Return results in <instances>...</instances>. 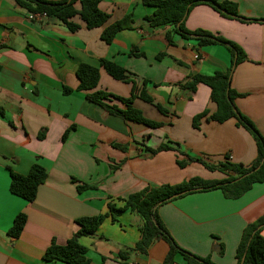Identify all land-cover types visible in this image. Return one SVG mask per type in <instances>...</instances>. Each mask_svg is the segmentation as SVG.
Listing matches in <instances>:
<instances>
[{
    "label": "crops",
    "instance_id": "0c3cea01",
    "mask_svg": "<svg viewBox=\"0 0 264 264\" xmlns=\"http://www.w3.org/2000/svg\"><path fill=\"white\" fill-rule=\"evenodd\" d=\"M219 1L237 4L247 19H264V0ZM100 9L110 16L105 26L89 30L76 17L73 22L81 29L72 33L56 19L35 21L14 0H0V264H66L46 261V251L53 242L65 246L80 228L78 219L108 214L109 197L126 198L149 187L178 185L192 178H225L199 163L181 169L177 152L151 155L146 147L157 149L171 140L192 157L219 162L228 155L231 162L245 166L257 157L253 136L235 120L220 124L204 118L195 129L194 117L204 111L214 114L217 105L208 86L199 85L192 100L179 86L191 75L228 72L232 55L224 46L199 49L195 41L179 35H174L175 45L170 46L166 35L172 27L150 28L145 17L155 10L143 0H103ZM128 15L133 29L120 32L110 45L104 43L103 31ZM186 28L219 35L244 50L248 60L235 69L231 86L243 95L236 106L264 136V24L228 19L200 5L188 15ZM133 49L142 56L132 55ZM161 53L166 56L159 60ZM103 59L125 68L139 85L149 81V95L169 114L140 99L134 106L146 118L164 123L163 127L127 123L76 90L77 69L88 64L100 69L97 90L131 96L132 85L109 76L101 67ZM64 87L74 92L65 95ZM36 163L46 169L48 179L36 200L28 202L11 193L10 168L28 175ZM81 184L98 188L79 192ZM21 213L28 220L21 236L13 238L9 231ZM159 214L183 249L210 257L214 264H237L245 227L264 215V183L237 200L226 199L220 190L194 192L162 205ZM142 225L131 211L115 222L108 218L95 235L81 239L90 264H163L170 249L162 240L147 254L131 251L125 260L120 258L141 240ZM219 244L225 247L224 255L219 254ZM176 264H185L181 256Z\"/></svg>",
    "mask_w": 264,
    "mask_h": 264
},
{
    "label": "trees",
    "instance_id": "16d2710c",
    "mask_svg": "<svg viewBox=\"0 0 264 264\" xmlns=\"http://www.w3.org/2000/svg\"><path fill=\"white\" fill-rule=\"evenodd\" d=\"M17 5L26 10L29 14H46L49 19H56L66 26L72 33H76L81 29L79 24L73 22V19L79 17L89 30L101 28L110 20V16L100 9L103 0H14ZM147 6L154 8L152 15L146 16L145 20L150 28L157 29L162 26L172 27L166 35L168 44L174 46V35H179L185 40H192L197 43V47L203 48L211 45H222L232 55V66L228 72H217L213 76L191 75L185 82L179 86L188 93V100H192L199 85H206L211 90V100L217 105V111L210 115L208 111L194 117L193 127L199 129L201 121L206 118L208 121L217 123H225L235 120L238 127L246 129L254 138L257 146V157L255 161L245 166L230 161L227 155L223 161L213 162L206 157H192L184 153L180 149V145L168 140L160 145L157 149L146 147V151L151 155L160 152L173 151L177 152V165L184 169L192 163H199L211 172H220L225 175L222 180L206 181L201 178H192L178 185H163L160 187H149L140 192L131 194L126 198L109 197L108 214L97 217H86L78 219L79 230L68 241L65 246H60L55 242L48 248L44 259L46 261H61L66 264H90L87 257L88 249L81 244V239L87 236L95 235L104 222L111 218L113 222L117 221L120 215L127 211L137 214L143 222L141 227V240L136 244L135 248L129 252L121 253L120 258L125 260L131 251L147 254L150 247L156 241H165L169 245V253L163 264H176L177 256H181L185 264H214L210 257H199L178 245L163 220L160 217L159 209L162 205L189 195L192 190L199 189L196 192H205L220 190L226 199L237 200L248 193L256 184L264 183V136L254 125V123L236 106V99L243 95L236 92L232 86V76L235 69L248 60L244 50L236 43L225 39L219 35H214L205 30L189 31L186 28V20L188 15L197 6L206 5L213 8L221 16L238 20L244 23H260L264 24V19H247L240 15L238 5L232 2L219 0H143ZM132 15H128L122 20L108 26L101 35V40L110 45L116 39V36L124 31L133 29ZM132 55L142 56L136 49L132 50ZM166 56L161 53L158 56L162 60ZM178 64L183 63L177 61ZM101 67L113 79L132 85V93L129 98H123L113 95L107 91L97 90L101 73L100 69L88 64H81L77 69V77L79 86L77 91L86 92L87 99L102 107L109 114L123 119L127 123H135L144 125L152 129H158L164 126V123L156 122L146 118L141 110L134 106L136 99H140L148 104L155 106L160 113L168 115L169 111L158 104L149 95L147 87L149 81L144 80L141 85L125 68L117 65L109 60H101ZM65 95H70L74 89L64 87ZM115 101L125 106L122 108ZM69 130L63 136V142L68 138ZM46 136L44 129L39 134V139L43 140ZM114 147L125 150V147ZM180 156H184L183 159ZM259 170L251 173L256 168ZM115 168H113L114 170ZM11 185L10 191L28 202H34L38 195L40 186L44 185L48 179L46 169L36 163L32 166L28 175H21L10 168ZM251 173V174H249ZM237 181V179L244 177ZM75 183L77 180L73 179ZM79 192L87 190H96V185L81 184L77 186ZM191 191L177 198L175 195ZM27 216L23 213L16 216L13 226L9 231V235L13 238H19L27 223ZM264 229V215L256 221L248 224L242 234V238L236 253L237 264L246 254L244 264H264V237L262 231ZM219 254L224 255L225 247L219 244ZM105 262V259H104Z\"/></svg>",
    "mask_w": 264,
    "mask_h": 264
},
{
    "label": "water",
    "instance_id": "95a60500",
    "mask_svg": "<svg viewBox=\"0 0 264 264\" xmlns=\"http://www.w3.org/2000/svg\"><path fill=\"white\" fill-rule=\"evenodd\" d=\"M259 169H260V167L256 168V169L253 170L251 173H253V172H255V171L259 170ZM251 173H249V174H251ZM249 174L245 175L244 177H241V178L237 179L236 182L239 181V180H241L242 178L247 177ZM196 191H199V189L192 190V192H196ZM188 192H191V191H186V192L180 193V194H178V195H175L174 197L177 198V197H179V196H181V195H183V194H186V193H188ZM245 259H246V254H245L244 257H243V259H242V261H241V264H244Z\"/></svg>",
    "mask_w": 264,
    "mask_h": 264
},
{
    "label": "built area",
    "instance_id": "2783aa9c",
    "mask_svg": "<svg viewBox=\"0 0 264 264\" xmlns=\"http://www.w3.org/2000/svg\"><path fill=\"white\" fill-rule=\"evenodd\" d=\"M32 18L35 20V21H44L46 20L48 17L47 15L44 13V14H35V15H32Z\"/></svg>",
    "mask_w": 264,
    "mask_h": 264
}]
</instances>
